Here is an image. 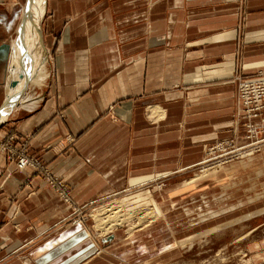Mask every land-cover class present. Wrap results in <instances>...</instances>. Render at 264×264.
I'll return each mask as SVG.
<instances>
[{
	"label": "rangeland",
	"instance_id": "1",
	"mask_svg": "<svg viewBox=\"0 0 264 264\" xmlns=\"http://www.w3.org/2000/svg\"><path fill=\"white\" fill-rule=\"evenodd\" d=\"M53 7L65 24L115 26L133 48L147 22L148 73L156 76L163 53L162 101L174 109L160 120L142 103L130 128L97 129L111 139L96 153L103 177L98 192L74 191L77 204L69 182L28 150L29 138L8 129L0 156L26 174L18 191L29 195L38 179L66 210L48 233L77 227L85 264H264V111L249 117L239 93L241 82L264 76V0H50ZM156 21L163 30L150 34ZM156 86L148 81V90ZM22 156L31 164L21 166ZM109 205L118 207L100 212ZM27 243L10 257L28 263Z\"/></svg>",
	"mask_w": 264,
	"mask_h": 264
},
{
	"label": "crops",
	"instance_id": "2",
	"mask_svg": "<svg viewBox=\"0 0 264 264\" xmlns=\"http://www.w3.org/2000/svg\"><path fill=\"white\" fill-rule=\"evenodd\" d=\"M32 2L0 0V138L11 128L28 137V150L69 182L77 204L81 200L74 191L98 192L103 177L94 170L96 153L111 139L101 138L97 129L130 128L142 103L158 109L160 120L174 109L162 101L163 53L155 59L160 69L153 78L147 22L133 48L131 40H120L115 26L111 32L103 24H65L62 12L49 8L50 0L41 11H33ZM152 22L150 34L163 30V21ZM151 79L160 87L148 90ZM25 175L0 156V264L82 263L77 227L48 233L66 213L60 200L35 178L30 194L23 195L18 186ZM26 242L31 246L22 258L28 263L19 255L11 258Z\"/></svg>",
	"mask_w": 264,
	"mask_h": 264
},
{
	"label": "built area",
	"instance_id": "3",
	"mask_svg": "<svg viewBox=\"0 0 264 264\" xmlns=\"http://www.w3.org/2000/svg\"><path fill=\"white\" fill-rule=\"evenodd\" d=\"M239 93L241 100L248 109L249 117L251 118L256 117L260 111H264V106L263 107L260 106L261 103L260 101L264 100V76L261 77L260 79L256 78L241 82L239 87ZM20 162L22 164L21 166L23 167L31 164L30 163L31 161L25 156H22L20 158Z\"/></svg>",
	"mask_w": 264,
	"mask_h": 264
},
{
	"label": "bare ground",
	"instance_id": "4",
	"mask_svg": "<svg viewBox=\"0 0 264 264\" xmlns=\"http://www.w3.org/2000/svg\"><path fill=\"white\" fill-rule=\"evenodd\" d=\"M44 2H45V0H33V2H32V4H31V6H32V9H33V11H38V10H43V6H44ZM31 16H32V13H31ZM36 18V17H35ZM31 20H32V17H31ZM33 21V20H32ZM35 21V20H34ZM30 50V49H29ZM46 52V51H45ZM29 55H30V53H29ZM28 58V56L26 57V59ZM42 59V58H41ZM49 61V60H48ZM24 67H25V65H24ZM27 72H28V69H27ZM27 74V73H26ZM242 108V107H241ZM157 113H159V110L158 109H156V108H153V110H152V114H157ZM166 117V116H165ZM164 117V118H165ZM163 118V119H164ZM6 136V135H5ZM2 139V138H1ZM2 146V145H1ZM203 162V161H202ZM200 163V162H199ZM194 165V164H193ZM192 166V165H191ZM191 166H188V167H191ZM188 167H186V168H188ZM181 170V169H180ZM65 193V192H64ZM81 207V206H80ZM117 207L118 206H111V205H109V206H106V207H104L103 209H101L100 210V212H102L103 214H106V213H108V212H111L112 210L113 211H115L116 209H117ZM95 214H97V218H98V213H97V211L95 212ZM102 219V217H100V220ZM107 230V229H106ZM110 238L112 237V236H109ZM82 264H85V263H82Z\"/></svg>",
	"mask_w": 264,
	"mask_h": 264
}]
</instances>
